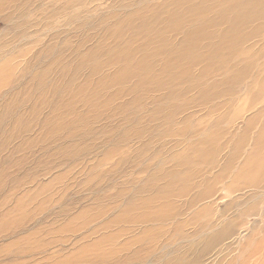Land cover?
<instances>
[{
	"label": "rangeland",
	"instance_id": "1",
	"mask_svg": "<svg viewBox=\"0 0 264 264\" xmlns=\"http://www.w3.org/2000/svg\"><path fill=\"white\" fill-rule=\"evenodd\" d=\"M163 1L0 0V264H179L182 259L184 264H228L242 255L240 246L239 254L237 250L223 257L219 248L209 250L211 246L197 260L203 239L190 241L192 251H187L188 245L173 237L169 221L144 226L161 229L152 242H130L143 228L134 224L101 230L104 221L117 217V203L137 192L153 194L154 184L163 188L173 182L162 172L174 170V157L200 139L179 135V130L206 134L218 129L214 122L222 113L209 115V103L191 100L198 92L195 82L174 85L171 69L160 79L163 57L157 56L150 66L140 62L145 41L142 10ZM256 25L261 23L248 28ZM262 36L248 43L258 46L253 59L264 51ZM186 65L175 66L178 76L185 77ZM204 67H193L191 76L196 78ZM237 89L242 95L243 86ZM177 92L187 93L183 99L189 105L171 118L170 108L179 100L170 95ZM252 115L243 110L220 126L226 135L221 143L229 142V148L219 154V161L226 156L234 167L242 163L244 155L238 160L230 155ZM255 130L249 133V144ZM242 150L249 152L247 146ZM206 179L212 186L213 177ZM226 182L232 184L225 180L210 196L209 189L197 186L173 200L181 207L176 220L189 219L191 225L183 232L191 239L212 214L241 199L244 193H226ZM123 190L125 195L117 200ZM197 195L198 203L185 209ZM204 208L210 209L208 214L201 212ZM85 210L86 216L77 219ZM233 212L234 207L224 216ZM242 219L246 224L237 227V239L221 245L229 247L235 239L234 246L258 222L252 216ZM118 231L122 233L117 240L99 248L107 259H98L96 251L80 255L82 247L103 233Z\"/></svg>",
	"mask_w": 264,
	"mask_h": 264
},
{
	"label": "bare ground",
	"instance_id": "2",
	"mask_svg": "<svg viewBox=\"0 0 264 264\" xmlns=\"http://www.w3.org/2000/svg\"><path fill=\"white\" fill-rule=\"evenodd\" d=\"M170 7L172 9L167 12ZM147 14L151 16L147 17ZM141 19L140 32L144 35L145 41L141 49L140 62L150 66L157 62V56L163 57V68L158 75L160 79L171 69V77L175 79L174 85H192L195 82L198 94L196 93L191 100L209 103L213 107V110L207 111L209 115L214 111L222 114L217 117L216 123L214 122L218 129H209L206 134L205 132L199 134L194 130H179V135L187 137L190 133L195 137L200 136V139L195 144L188 143L186 151L174 157L176 160L174 170L162 172L163 176L172 179L173 182L167 183L163 188H158V185L154 184L151 188L153 194L146 197L141 191L133 194L126 202L119 204L116 201L115 207L119 209L117 217L104 221L101 230L104 232L119 224H134L143 228L130 242L134 244L146 240L152 242L161 229L144 226L162 225L169 221L173 237L185 242L188 245L187 251H192L190 243L193 239H203L199 242L202 245L201 252L195 253L197 260L203 256L201 254L212 250L213 247L219 248L217 253L223 257L225 254L228 256L227 252L231 254L237 250L239 254L240 246L243 247L242 255L238 257L235 255V259L232 258L228 264H264V51L256 54V58L253 59L251 55L258 46L255 43L248 44L263 35L264 48V0H164L151 9L144 7ZM255 23L261 25L248 28ZM245 44L248 46L246 47ZM259 51L258 49L257 53ZM182 62L188 63L185 77L178 76L180 72L175 71V66ZM237 63L239 65H236ZM198 64H205V67L194 78L191 76V70ZM214 64H217L216 70H213ZM226 64L232 66L226 67ZM203 79H206L205 82ZM219 79L221 82L214 84ZM206 82L209 85L207 84L205 89L203 85ZM239 86L244 88L242 95L237 91ZM186 94L177 92L170 95V99L179 100L170 108L171 118L182 113L184 106L189 105L188 101L185 102L186 99H183ZM243 110L252 111L253 115L243 128L237 149L230 155L236 159L245 156L242 163L234 167V163L227 160L230 157L224 156L219 161L221 153L229 148L227 145L229 142L221 143L226 135L220 131L222 129L220 126ZM163 116L166 114L164 113ZM187 123V120L182 122L183 128L188 125ZM254 129L256 130L249 144L251 139L249 133ZM246 146L249 149L248 153L242 150ZM217 161H219L218 165H216ZM217 169L220 171L213 175V171ZM197 177L198 181L195 182ZM211 177H213L212 186H209L206 178ZM225 180L232 182V184L226 182L223 186L226 193L234 190L244 194L241 195L238 203L236 200H231L223 210H217L212 214V218H208L205 226L197 229L199 231L195 232L196 235L191 239L189 234L183 232L185 227L191 225L189 219L185 222L176 220L181 207L178 208L173 200L186 196L187 189L197 186L209 189L206 194L210 196L217 192L215 186ZM178 185L181 186L180 190H174ZM123 195H125L124 190L117 194V200L122 199ZM197 197L198 195L194 199H189L184 208L191 209L195 203H198ZM233 207V214L226 218L225 213ZM209 211V208H204L201 212L208 214ZM87 212V210L83 211L77 219L86 216ZM243 215L245 218L246 216L258 218L257 224L248 227L241 238L236 240V246L232 243L235 239L230 240L229 247L226 244L221 245L224 240L236 235L238 226L242 228L246 224L242 219ZM121 233L122 231L113 234L103 233L97 241L82 247L80 255L96 251L98 259H107V252L100 254L99 248L117 240ZM260 234L261 236L257 237ZM125 246H128V243ZM178 263L184 264V260ZM193 264L199 263L196 261Z\"/></svg>",
	"mask_w": 264,
	"mask_h": 264
}]
</instances>
